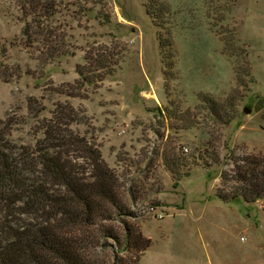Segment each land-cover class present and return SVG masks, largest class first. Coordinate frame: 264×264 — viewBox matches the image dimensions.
<instances>
[{
    "label": "rangeland",
    "instance_id": "obj_1",
    "mask_svg": "<svg viewBox=\"0 0 264 264\" xmlns=\"http://www.w3.org/2000/svg\"><path fill=\"white\" fill-rule=\"evenodd\" d=\"M21 1L0 0V118L39 107L13 134L52 117L98 148L131 214L109 223L151 238L138 264H264V201L217 196L264 155V0H47L48 46L22 35Z\"/></svg>",
    "mask_w": 264,
    "mask_h": 264
},
{
    "label": "trees",
    "instance_id": "obj_2",
    "mask_svg": "<svg viewBox=\"0 0 264 264\" xmlns=\"http://www.w3.org/2000/svg\"><path fill=\"white\" fill-rule=\"evenodd\" d=\"M19 5L28 44L48 46L53 41L48 28L55 16L54 4L22 0ZM49 47L44 62L67 55L65 49ZM38 107L37 99L30 97L26 117L7 113L0 118V264H138L151 238L135 225L109 223L130 213L123 206L118 176L98 148L52 117L43 119L33 134L26 131L27 139L13 134L28 117H36ZM212 108L222 123L234 116L233 110L220 114ZM70 115L62 117L71 122ZM70 145L81 155H70ZM74 157L88 160L89 167H77ZM245 162L250 169L236 163L243 184L230 193H217L222 200L264 201V155ZM105 248L109 253H103Z\"/></svg>",
    "mask_w": 264,
    "mask_h": 264
},
{
    "label": "water",
    "instance_id": "obj_3",
    "mask_svg": "<svg viewBox=\"0 0 264 264\" xmlns=\"http://www.w3.org/2000/svg\"><path fill=\"white\" fill-rule=\"evenodd\" d=\"M243 112L244 113H248L249 112V109L245 106V107H243Z\"/></svg>",
    "mask_w": 264,
    "mask_h": 264
},
{
    "label": "built area",
    "instance_id": "obj_4",
    "mask_svg": "<svg viewBox=\"0 0 264 264\" xmlns=\"http://www.w3.org/2000/svg\"><path fill=\"white\" fill-rule=\"evenodd\" d=\"M184 150L187 151V148L184 147ZM263 207H264V203H263ZM152 208V207H151ZM162 215L161 214H158V217H161Z\"/></svg>",
    "mask_w": 264,
    "mask_h": 264
}]
</instances>
